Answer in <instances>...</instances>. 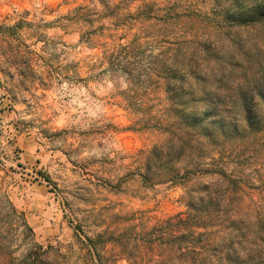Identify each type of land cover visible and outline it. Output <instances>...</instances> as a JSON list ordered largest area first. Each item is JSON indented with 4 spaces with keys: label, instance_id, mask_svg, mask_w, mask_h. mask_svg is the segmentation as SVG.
Listing matches in <instances>:
<instances>
[{
    "label": "trees",
    "instance_id": "trees-1",
    "mask_svg": "<svg viewBox=\"0 0 264 264\" xmlns=\"http://www.w3.org/2000/svg\"><path fill=\"white\" fill-rule=\"evenodd\" d=\"M210 2L200 14L197 3L99 0V6L78 4L51 22L79 32L80 42L98 49L88 71L122 76V98L135 109L138 124L166 134L144 156L140 150L144 169H152L151 183L189 189L183 212L133 228L134 235L85 236L93 264H264V218L251 221L244 189L202 156L210 145L264 134V65L250 55L254 49L258 57L264 43L235 41L236 31L264 26V0ZM25 26L35 28L23 18L0 26L1 47L7 46L14 67L24 52L15 41ZM36 36L41 40V33ZM244 56L245 66L239 63ZM78 67L75 62V79ZM188 175L217 177V182L214 189L191 185ZM1 198L0 233L12 237L22 228L33 235L24 213L6 195ZM49 258V250L35 242L23 262L46 264Z\"/></svg>",
    "mask_w": 264,
    "mask_h": 264
},
{
    "label": "rangeland",
    "instance_id": "rangeland-1",
    "mask_svg": "<svg viewBox=\"0 0 264 264\" xmlns=\"http://www.w3.org/2000/svg\"><path fill=\"white\" fill-rule=\"evenodd\" d=\"M175 3H197L200 14L211 6L210 0ZM78 4L100 5L99 0H0V26L18 18L35 24L25 26L15 41L24 51L17 67L0 35V199L6 195L33 230L30 235L20 228L12 237L0 233V264H25L35 242L49 250L46 264H93L85 236L134 235L133 228L185 210L189 189L152 184V169H144L145 159L140 162V150L144 156L166 134L138 124L135 109L123 101L122 76L88 71L98 49L80 42L79 32L51 23ZM235 34L244 46L264 43V26ZM260 49L258 57L254 49L250 55L264 65V46ZM245 61L244 56L239 63ZM75 62L78 79L72 73ZM206 150L204 162L222 166L244 189L251 221L264 218V134ZM188 176L200 187L214 189L217 182V177Z\"/></svg>",
    "mask_w": 264,
    "mask_h": 264
}]
</instances>
